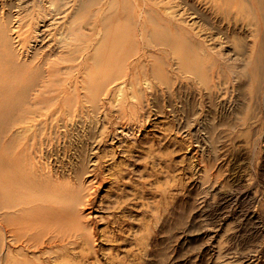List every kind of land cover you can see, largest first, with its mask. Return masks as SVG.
Segmentation results:
<instances>
[{"label":"rangeland","instance_id":"1","mask_svg":"<svg viewBox=\"0 0 264 264\" xmlns=\"http://www.w3.org/2000/svg\"><path fill=\"white\" fill-rule=\"evenodd\" d=\"M96 1L91 19L123 28L121 72L88 95L85 64L104 40L92 20L91 58L80 42L48 103L9 131L38 180L77 188L83 239L46 247L37 228L0 225V264H264V0ZM34 2L0 0V19L37 63L55 59L66 18L42 23Z\"/></svg>","mask_w":264,"mask_h":264},{"label":"bare ground","instance_id":"2","mask_svg":"<svg viewBox=\"0 0 264 264\" xmlns=\"http://www.w3.org/2000/svg\"><path fill=\"white\" fill-rule=\"evenodd\" d=\"M36 1V3L34 2L36 9L33 10L41 15L39 21H42V23L46 18L55 21L59 17L58 15L64 13L63 17L66 19L56 26V30H61L59 34L63 33L65 38H58L57 40L60 50L53 57L55 59L42 55L39 57L42 60L40 59L37 64L33 59H20L18 51L16 52L10 46L6 38L5 29L1 26L3 21L0 19V225L4 226L6 230L14 227L18 234L26 233L29 231L28 229L37 228L36 232L43 239L45 238L43 245L49 247L52 243L60 246L68 240H72L71 243H73L78 238L83 239L81 235L83 233L80 232L81 225L76 216L77 212L73 208L79 200V193L77 188L69 183L60 184L58 178L46 175L42 180H38L33 172L25 167L23 149L15 146L9 134L12 123L14 120L25 119L31 111L29 105L35 106L46 103L51 99L52 94H48V91L61 83L62 77L57 71L58 64L67 61L69 65L66 70L70 69L72 61L77 58L75 50L80 42L84 43V49L86 50L83 58H91L87 49L90 47L89 35L92 31L90 28H93L92 20L96 26L102 25L100 30L104 40L99 42L96 47V54L99 56L95 57L96 59L93 62L86 61L85 64L87 75L83 78V81L89 96L94 97L106 81L113 80L116 74L121 72L125 51L123 52L124 46L121 40L123 28L119 29L117 19H113L112 15L91 19L95 9L102 8L101 2L96 0ZM120 1L125 4V0H112L110 4L118 6ZM211 1L218 4L231 3H229L230 0ZM230 6L232 5L230 4ZM79 9L85 11L80 16V20L77 21L75 15ZM33 13L36 14L35 11ZM68 20L70 21L69 24H67ZM84 28L88 32H83ZM158 38L165 40L163 37ZM24 41L27 40H22L20 44H23ZM257 58L256 60L260 59ZM256 60L251 62L254 71L258 68ZM101 69L103 70L100 71ZM40 70L45 73L44 79L39 78ZM34 90L37 94L29 100L28 95ZM121 90V86H119L117 92L119 93ZM117 102L121 105L122 100ZM70 106L66 104L65 108H70ZM132 108L135 113L136 107L132 105ZM28 239H32L31 235ZM28 239L27 242H29ZM14 260L11 259L9 264H16ZM105 260L108 259L105 257Z\"/></svg>","mask_w":264,"mask_h":264}]
</instances>
